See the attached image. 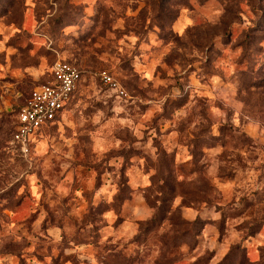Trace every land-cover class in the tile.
<instances>
[{"label": "rangeland", "instance_id": "obj_1", "mask_svg": "<svg viewBox=\"0 0 264 264\" xmlns=\"http://www.w3.org/2000/svg\"><path fill=\"white\" fill-rule=\"evenodd\" d=\"M58 60L83 77L22 154ZM263 143L264 0H0V264H264Z\"/></svg>", "mask_w": 264, "mask_h": 264}, {"label": "built area", "instance_id": "obj_2", "mask_svg": "<svg viewBox=\"0 0 264 264\" xmlns=\"http://www.w3.org/2000/svg\"><path fill=\"white\" fill-rule=\"evenodd\" d=\"M98 76L106 85L117 89L122 95L126 94L108 71H100ZM82 77V71L77 65L58 60L52 67L51 80L35 86L30 91L18 113L12 135L13 143L22 154L29 153L44 127L63 114L77 91ZM261 152L264 156V143Z\"/></svg>", "mask_w": 264, "mask_h": 264}, {"label": "trees", "instance_id": "obj_3", "mask_svg": "<svg viewBox=\"0 0 264 264\" xmlns=\"http://www.w3.org/2000/svg\"><path fill=\"white\" fill-rule=\"evenodd\" d=\"M75 65H76V64H75ZM80 70H81V69H80ZM81 71H82V70H81ZM82 75H83V72H82ZM50 80H51V78H49V80L46 81V82H44V83H48ZM42 84H43V83H42ZM29 93H30V92H29ZM29 93H28V94H29ZM75 94H76V92H75ZM75 94H74V95H75ZM73 98H74V96H73ZM73 98H72V100H73ZM72 100H71V102L69 103L68 107L71 105ZM68 107H67V108H68ZM56 120H58V118H57ZM56 120H54L51 124H49L48 126H46V127H44V128H47V127H49L50 125L54 124ZM13 133H14V131H13ZM13 133H12V135H13Z\"/></svg>", "mask_w": 264, "mask_h": 264}]
</instances>
